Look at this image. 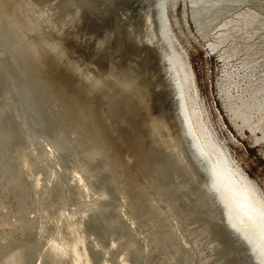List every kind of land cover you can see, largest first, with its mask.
<instances>
[{"label": "bare ground", "instance_id": "1", "mask_svg": "<svg viewBox=\"0 0 264 264\" xmlns=\"http://www.w3.org/2000/svg\"><path fill=\"white\" fill-rule=\"evenodd\" d=\"M149 1L155 13L153 37L161 57L164 80L161 79L173 111L181 149L186 152L181 151L182 155L189 158L183 155V159L180 153L179 156L183 160L189 159L190 162L187 160L188 163H185L188 167L194 165L196 173H203V183L198 181L204 189H197L206 191L207 194L200 195H208L206 198L214 213L202 209L204 202L201 203L206 199L201 201L198 197L201 203L199 199L197 203L194 201L193 196H199V192L191 196L193 199L190 197L191 192L197 189L189 190L188 195L187 179L180 180L193 179L196 173L186 177V165L183 163L185 167L180 165L184 173L177 174L180 165L175 167L173 158V161L168 159L171 158L169 153L162 151L163 156L168 155L165 158L163 153H158L161 149L155 151L153 148L152 151L151 139L145 143V138L149 137H145V133L139 137L137 133L140 132L133 130L135 136L143 141L135 140L132 133L133 147L157 187L155 191H149L150 200L143 196V185H139V181H129L128 172L115 148L111 150L112 145L101 139L91 121L80 112L64 110L65 104L60 107L62 110H58L56 99L49 94L50 80L37 73L38 41L48 42L52 49L48 46L47 49L56 50L51 46L54 44L49 43L54 41L47 37L53 31L47 36L39 34V31L36 36L38 41H34L29 34L42 27L41 21L31 18L25 1L26 6H19L18 10L25 18L23 21L18 12V18L13 12L8 15L3 8L4 1L0 0V264H171L172 260L184 258L185 254L194 251L182 240L181 234L178 238L180 231L177 225L180 228L185 225L183 231L189 224L191 227L195 225L191 224L192 221L198 220L203 223H200L201 226L208 227V230H199V236L209 232L214 237L208 256L211 264H264V193L256 181L235 164L220 142L217 143L197 78L184 48L176 43L168 12V9L174 10L180 4L184 20L203 35L212 23L229 14L236 6L243 7L251 0ZM244 8L222 25L224 29L218 32L213 46L222 47L227 57L243 50L250 56V65L254 66L258 58L264 59V19L259 13ZM250 39L255 41L250 43ZM3 54L10 60L7 61ZM133 74H130L131 77ZM134 81H126L125 86L128 87L125 88H133ZM244 92L235 96L226 92L224 108L230 113L232 121L241 118L243 125L254 130L256 125L251 122L253 115H258L259 121L264 119V77L259 84L251 85ZM125 94L130 96L128 92ZM122 100L117 102L115 114L120 121L125 119L126 122L123 110H128L130 102L125 107ZM134 109L128 112L132 113ZM133 112L137 114L135 110ZM109 148L111 152L105 155V150ZM162 181L165 184H161ZM155 185L152 187L155 188ZM194 186L191 188L195 189L197 185ZM177 199L182 200V204L174 211L172 206ZM159 201L166 202L174 211V216L171 214L174 219L183 214V222L172 217L165 218L164 207L157 208ZM187 222L190 223L187 225ZM186 233H189L188 230ZM168 244H171L173 252L168 250ZM157 248L160 256L154 257Z\"/></svg>", "mask_w": 264, "mask_h": 264}, {"label": "rangeland", "instance_id": "2", "mask_svg": "<svg viewBox=\"0 0 264 264\" xmlns=\"http://www.w3.org/2000/svg\"><path fill=\"white\" fill-rule=\"evenodd\" d=\"M3 1L1 0V2H3L2 3L3 8H6L4 9V11L8 15H10V13L13 12V14L16 13L14 16L15 17L17 16L18 18L17 12L21 8L19 6L25 3L27 5V9H30V13H29L30 16L32 14L31 18L34 17L37 19V21L39 22L41 21L42 25L40 23V27L41 26L42 27L39 28L40 30L38 29L37 31L30 32L29 34V37L32 36V39L34 41L37 40L36 36L38 35L39 31H40L39 34L42 33L45 36H47L52 31L54 32V33L53 32L50 33L49 35L50 37L49 36L47 37L48 40H52L55 42V43L49 42L51 44L52 43L54 44V45L51 44L49 45L56 47L54 48L56 50H50L52 49V47H49L47 45L48 42H42V41L40 42L37 40L39 47L38 48L39 55H36L37 61L35 60V69L37 73L39 74V76H42L44 79L50 80L49 88H48L50 91L49 94L51 95V97L53 96L52 98L54 100L56 99V103L58 104V110H62V108L60 107H63V104H65L64 106L67 105L66 107H63V109L65 108L64 110L69 111L70 113H73L74 110L76 113L77 110V113L80 112L79 114L83 115L85 119L87 120L89 119L91 121V124L94 125L101 139L102 140L106 139L105 141L109 142V145H112L111 147L109 146L111 150L113 149L112 151H114L115 148L116 152L120 154V156L118 155L119 156L118 158L124 164L126 172H128L127 177L129 176L128 177L129 181L130 180L131 182L132 180L137 182L139 181L138 184L143 185L142 189L143 191L145 190L144 192L142 191V193L144 194L143 196H147L146 198L150 200L151 198V196H149L150 192L155 191L157 189L156 185L153 183V181L149 178V175H147L146 173V167L144 166L143 160H141V157L137 156L135 147H133L134 146L133 138L136 137L135 140L137 139L142 141L141 138L140 139L138 138L141 137V135L143 136L144 133H145V137L147 136L149 137V138L147 137L148 139L145 138L146 141L143 138L145 143L147 142V140L150 139H151L150 142L149 141L148 142L151 143L152 141V143L150 144L151 145L150 149L152 148V151H154V149L155 151L156 149L158 151L161 149L160 150L161 152L158 151L157 152L161 154L163 152L165 154L169 153L168 155H170L169 157L171 158H168V155H165L166 157L163 156L164 153L162 154V156L171 160L173 158L174 161L176 160V162L172 160L173 163L175 164V167H179L178 164L179 165L181 164L183 167H185L184 165H186L187 170L186 169L184 170L186 174L183 172L186 177L187 175L191 177L192 175L195 176L196 171L194 165L190 163L192 166L189 165L188 167L187 166L188 164L186 163H188L187 160L189 161V159L183 160L184 159L183 155L186 157L187 155H185L186 154V152H184L185 149L184 150L183 148L181 149L182 144L179 139L175 122H173L174 121L172 117L173 111L171 110V106L169 104L170 101L168 99V96L166 95V91L164 90L165 86H164V82L162 81V79L164 80V77L162 73L161 57L159 51L157 50L158 49L157 44L154 43L155 41L153 37L155 13L152 9L153 5L151 1L149 0H90V1L89 0H28V2L27 0H20V1L3 0ZM31 2H33L34 5ZM25 4L24 6H26ZM38 5L39 7H37ZM12 6L14 7V10H12L13 8ZM240 6H236V8L234 9L235 12L234 10H232L235 14L231 11L229 12V14L228 13L225 14L219 20L212 23L211 26L206 29L203 35L197 33L193 24L188 23L186 20H184L182 15L183 11L180 4H178L177 7L174 8V10L168 9V12L173 25L172 26L173 31L176 34V39H175L176 43L177 45L180 44V46L184 48L183 50L186 52L188 60L197 78L199 90L202 95L206 111L209 115L210 127L212 129V132L214 133L217 143L220 142V144L228 152L229 156L233 159L235 164L250 178L256 181V183L259 185L260 189L264 193V119L262 121H259L258 115L254 114L251 119V122L253 125L255 124L256 127L254 130H251L248 125L246 126L243 125L241 118L239 119L237 118L232 121L230 113L227 112L224 108V105L226 103V98H225L226 92H228L231 96H235L237 94H242L251 85L259 84L262 77H264V65H263L264 59L258 58L257 59L258 63L255 64L254 66H251L250 65L251 62H249L250 56L245 51L242 50L232 57L229 56L227 57V55L226 56L224 55L222 51V47L213 46V44H215V42L217 41L218 32L224 29L222 25L226 21L232 20L234 16H236L239 10L245 9L244 7L259 13L260 17L264 19V0L263 1L251 0L247 4L243 5V7L242 5ZM31 9L35 12H32ZM18 13H19V18H21L20 20H22L23 18L20 15V12ZM43 17H45L47 20ZM39 18L42 19L40 20ZM115 28H117L116 31ZM152 41L154 43V46L153 43H150ZM249 41L250 43H253L255 40L250 39ZM43 45L46 46L45 50ZM47 46L50 49H47ZM1 51L2 49L0 48V54H2ZM3 55H5V59L7 61L10 60L8 56H6V54ZM159 68H161V70ZM132 70L134 71V74ZM130 74L131 75L133 74L132 76L133 78L131 77ZM92 76L94 77L92 78ZM134 76H138L139 78ZM118 79L119 81H117ZM122 79L123 81H121ZM129 80L130 81L135 80V81L133 88L131 87L127 89L125 87L128 86H125V83H127L126 81L129 82ZM96 83L98 85H95ZM162 84L164 86L163 91H162ZM132 89H134L133 92ZM125 92L130 93V96H127ZM135 94L138 95L136 96ZM122 98H125L127 101L125 99L122 100ZM130 99L134 101L133 103H135V105L133 103L131 104L132 101L130 102ZM119 100H122L124 102L126 101L125 103L123 102L124 106L128 101L130 102L128 103L133 106L132 107L128 105L129 107V108L127 107L128 110L125 108V111L127 112L130 111L129 109L132 110L136 108L134 110L135 113L137 114H134L133 112L134 110L132 111L133 114L131 112L127 113L123 110L124 112L123 114L124 115L125 113L127 114V116L123 115V117L126 118V122L125 119L124 121L123 120L120 121L118 118H116L115 112L118 109L117 102ZM69 108L73 110L71 111ZM128 114L134 115L135 118L133 116H129ZM133 130L135 132L136 131L140 132V133L136 132L137 135L140 134L138 135L139 137L135 136L136 134L133 132ZM154 139L156 143L159 145V148L156 147L157 145L156 143H155L156 145L154 144L155 142V141L153 142ZM149 143L147 144L148 147H149ZM152 144L154 147H152ZM110 148L105 150L104 153L105 155L106 154L108 155V153L111 152ZM181 151H183V153L185 154L182 155ZM175 153L177 154L175 155ZM179 153L183 159L179 156ZM174 155L176 158L173 157ZM138 159H140L141 161H139ZM178 160L181 161L183 160V162L179 163ZM181 165L179 167L180 169L177 168L181 173H179V171H177L178 173L175 171V173L183 174ZM192 167L194 169H191ZM192 172L195 173L192 174ZM199 173L200 171H197L196 177L193 176L195 179L180 178L181 181L187 179V184L189 185L186 186L188 189L186 191L189 192L190 190L191 192V189L196 190L197 188L204 189V186L202 185L203 173L201 174ZM194 180H196V182H194ZM198 180H201L202 183L199 184ZM162 182L163 183L161 184H165L164 181ZM190 183L195 184V186L197 185L198 187L196 186L195 189L191 188L194 185L191 186ZM196 183H198L199 185ZM154 185L155 188H153ZM146 189L148 191H146ZM190 192L188 195H190ZM198 192H199V196L197 195ZM205 192H206L205 190L198 191L197 189L196 191H194L195 194L191 192L192 194L190 195V197L193 195H197V197L193 196V198H195L194 201L196 203H197L196 200L199 199L198 197H200L201 201L203 199H206V201L203 200L202 203L200 199L198 200L200 201L199 203L201 204H203L204 202V208L202 207V209L203 210L207 209L206 211H210L214 213L211 203L206 198L208 197V195L203 197L204 196L203 194H207ZM201 193H203L202 194L203 196L200 195ZM186 195L187 194H185V196ZM162 203L163 205H161ZM174 203L175 204L172 206V210H174V208L175 209L179 208L180 205L182 204V200L177 199ZM166 205H167L166 202L159 201L157 208L164 207L162 209L165 211L163 216L165 218L167 217L170 218L172 217V215L174 216L173 212L175 210L172 211L171 208H169V206L167 205L168 208L166 211V207H167ZM179 215H180L178 216V218L180 217L179 219L177 218L174 219L173 217L172 218L175 221L183 222L184 219L183 214H179ZM198 221L196 222L194 221L195 223L193 221L192 222L190 221L191 224L192 223L195 224V225L192 224L195 227L189 226L190 222H187V225L188 224L189 225L188 227L187 226L186 227L189 233H186L187 232L186 227L183 228L184 230L182 231V227L185 226L184 223L186 222V220L184 223H181L184 225L181 226V228L179 227V225H177L178 228L177 227L176 228L178 229V231H180L178 232L179 235H177L178 238L181 234V236L183 237L182 240H184L187 243V246H190L191 249L193 248L192 250L194 251L192 254L189 253L185 254V257L189 256L190 258L188 257L187 259V257L186 258L178 257L175 260H172L171 264H176V262L178 263L179 260L180 261L182 260V262L185 264L187 263L192 264L194 262L195 264L196 263L211 264V262L208 261V256L211 253L214 237H211L212 234L211 233L208 234L209 232L206 233V235H204L203 237L199 236L200 233L198 234L197 232H199V230L200 232H202L204 229L208 230V227L206 228V225H204V227L203 225L201 226V224L203 223L200 222L201 223L200 224ZM199 225L200 227H198ZM208 236H210V238ZM210 240L212 241V243ZM168 245L169 246H167V248L168 250H170L171 244ZM157 252H158V248L156 249V254H155L156 256L154 257L160 256V253L158 254ZM171 252H173V250ZM195 256L198 259H196ZM189 260L192 261L189 262Z\"/></svg>", "mask_w": 264, "mask_h": 264}, {"label": "water", "instance_id": "3", "mask_svg": "<svg viewBox=\"0 0 264 264\" xmlns=\"http://www.w3.org/2000/svg\"><path fill=\"white\" fill-rule=\"evenodd\" d=\"M160 75H161V72H160ZM95 85H98V84L96 83ZM163 88H164V86H163V84H162V91H163Z\"/></svg>", "mask_w": 264, "mask_h": 264}]
</instances>
